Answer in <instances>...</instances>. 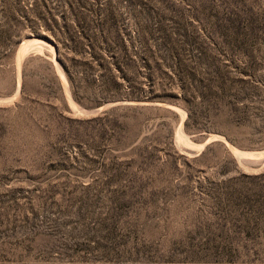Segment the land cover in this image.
<instances>
[{
  "label": "rangeland",
  "instance_id": "rangeland-1",
  "mask_svg": "<svg viewBox=\"0 0 264 264\" xmlns=\"http://www.w3.org/2000/svg\"><path fill=\"white\" fill-rule=\"evenodd\" d=\"M47 4L59 20L79 7L74 0ZM85 6L124 13L119 28L126 40L163 56V71L141 70L150 82L167 72L172 78L162 75V82L178 89L188 72L226 65L248 79L264 110V0H86ZM24 38L46 45L24 56L19 72L17 45L10 70L0 72V264H264L260 132L258 141L232 131L231 142L214 131V120L195 118L196 106L186 131L187 111L159 104L171 113L149 120L142 133L166 122L158 143L147 140L160 147L158 156L139 170L143 183L116 185L108 180L118 153L112 123L94 118L118 102L92 108L71 99L72 107L54 45ZM28 56L54 65L68 118L64 138L49 140L31 112L18 110L19 94L13 96ZM230 147L263 156L240 162Z\"/></svg>",
  "mask_w": 264,
  "mask_h": 264
},
{
  "label": "trees",
  "instance_id": "trees-1",
  "mask_svg": "<svg viewBox=\"0 0 264 264\" xmlns=\"http://www.w3.org/2000/svg\"><path fill=\"white\" fill-rule=\"evenodd\" d=\"M74 1L79 7L62 14L59 20L48 8L47 0H0V72L10 70L8 65L22 38L34 35L54 45L55 59L75 102L92 108L109 102H131L113 105L94 118L112 123L110 136L116 141L113 147L118 153L116 170L108 175L110 182L143 183L139 170H145L158 156L160 147L156 143L166 122H158L150 135L142 134L143 127L160 114L171 113L159 104L184 108L186 131L196 106L195 118L214 120V131L231 142L232 131L256 135L258 141L259 132L264 136V110L248 79L231 72L226 65H217L212 72H188L178 89L162 82V75L172 78L167 72H158L156 80L150 82L149 77L140 75L141 70L163 71L164 58L144 43L136 47L126 40L119 28L124 13L109 6L86 7V0ZM36 60L42 63L33 69L31 63ZM19 85L18 110L31 112L36 127L49 140L64 138V122L68 118L63 115L62 86L53 63L42 56L26 57ZM12 86L16 87L15 78ZM147 140L156 143L149 146ZM122 156L126 159L120 160Z\"/></svg>",
  "mask_w": 264,
  "mask_h": 264
},
{
  "label": "bare ground",
  "instance_id": "bare-ground-1",
  "mask_svg": "<svg viewBox=\"0 0 264 264\" xmlns=\"http://www.w3.org/2000/svg\"><path fill=\"white\" fill-rule=\"evenodd\" d=\"M41 45L45 46L46 42H44L42 40H36V39L35 40H29L28 39V40H24L21 43V45L18 48L19 50H17L18 54H17V58H16L17 59L18 72L20 70L21 62H22L24 56H26L31 50L38 49V46H41ZM17 77H18V85H19L20 84V75L18 74ZM60 77L62 79L64 90H65V93H66V96H67V99H68L70 105L72 107L76 108L75 103H73V101L71 100L72 98L70 97V93H69V89H68V85H67L68 83L66 81L64 74L60 73ZM18 90H19V87H18ZM18 90L14 94V96H13L14 98L18 95ZM183 119H184V114L182 115V121H183ZM182 121H181V124L179 126V133L177 135L179 141H183L182 139L184 138V136L181 132ZM212 139H219V140L221 139L222 140V137L221 136H214V137H212ZM200 147H203V145H201ZM230 149L240 162L257 160V159H259V157L263 156V153H264V152L263 153L262 152H259V153H255V152L242 153L233 147H230Z\"/></svg>",
  "mask_w": 264,
  "mask_h": 264
},
{
  "label": "water",
  "instance_id": "water-1",
  "mask_svg": "<svg viewBox=\"0 0 264 264\" xmlns=\"http://www.w3.org/2000/svg\"><path fill=\"white\" fill-rule=\"evenodd\" d=\"M29 38H24L19 44H18V48H19V46L21 45V43L24 41V40H28ZM126 103H131V102H126V101H121V102H118V103H116V104H126ZM115 104V105H116ZM143 104V103H142ZM239 151V150H238ZM240 152H242V153H249V152H245V151H240ZM234 155V154H233ZM235 156V155H234ZM236 157V156H235ZM237 158V157H236Z\"/></svg>",
  "mask_w": 264,
  "mask_h": 264
}]
</instances>
